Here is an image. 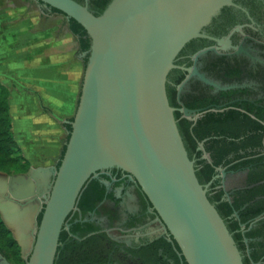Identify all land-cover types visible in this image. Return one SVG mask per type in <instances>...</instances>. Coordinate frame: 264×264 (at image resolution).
Returning a JSON list of instances; mask_svg holds the SVG:
<instances>
[{
    "label": "water",
    "instance_id": "water-1",
    "mask_svg": "<svg viewBox=\"0 0 264 264\" xmlns=\"http://www.w3.org/2000/svg\"><path fill=\"white\" fill-rule=\"evenodd\" d=\"M17 3L21 8L3 23L4 35L15 45L44 35L25 52L49 53L73 37V62L84 63L87 55L72 120L55 119L65 148L48 165L60 157L57 166L31 167L27 179L10 176L11 196L0 190V215L23 256L25 233H37L27 264H53L64 219L89 179L111 167L135 177L187 264H243L232 234L207 197L211 181L199 182L174 116L179 111L193 120L192 114H200L171 106L166 92L167 76L178 68V52L194 38H208L201 29L233 0H111L98 15L75 0H0V15ZM69 19L90 40L84 53ZM199 148L203 150L202 142ZM47 170L52 183L36 227L40 201L21 207L18 201L34 189L31 179L43 180L37 173ZM217 170L225 174L221 167Z\"/></svg>",
    "mask_w": 264,
    "mask_h": 264
},
{
    "label": "flooded vegetation",
    "instance_id": "flooded-vegetation-1",
    "mask_svg": "<svg viewBox=\"0 0 264 264\" xmlns=\"http://www.w3.org/2000/svg\"><path fill=\"white\" fill-rule=\"evenodd\" d=\"M233 3L223 7L201 29L208 38H194L178 52L174 59L178 68L170 70L166 83L175 90V108L184 106L194 110L195 115L200 114L197 118L192 114L193 120L189 121L193 124L209 111L221 113L225 125L237 126L235 136L226 138L236 144L239 157L217 166L213 178L219 176L210 181L219 180L226 201V194L228 202L236 195L241 197L239 210L232 214L239 223L236 245L243 260L257 258L253 264H264V208L257 212L264 204V0ZM200 142L197 150L201 151V158L211 162L204 141ZM22 158L19 164L0 167L3 196L12 195L10 176L27 179L31 167L57 166L60 157L50 165L39 166ZM218 167L224 169V175ZM47 172L37 173L44 179H31L34 189L18 201L20 207L29 200L40 201L36 227L52 183ZM25 235L28 245L23 256L15 234L0 215V264H27L37 233ZM53 264L187 263L135 177L111 167L89 179L64 219Z\"/></svg>",
    "mask_w": 264,
    "mask_h": 264
},
{
    "label": "crops",
    "instance_id": "crops-1",
    "mask_svg": "<svg viewBox=\"0 0 264 264\" xmlns=\"http://www.w3.org/2000/svg\"><path fill=\"white\" fill-rule=\"evenodd\" d=\"M21 8L0 15V83L8 88L12 135L20 154L33 166L48 165L63 147V129L55 119L73 117L84 63L73 62V37L49 53H26L44 35L15 45L3 23Z\"/></svg>",
    "mask_w": 264,
    "mask_h": 264
},
{
    "label": "trees",
    "instance_id": "trees-1",
    "mask_svg": "<svg viewBox=\"0 0 264 264\" xmlns=\"http://www.w3.org/2000/svg\"><path fill=\"white\" fill-rule=\"evenodd\" d=\"M75 1L80 4L86 3L88 9L94 15H98L105 9L111 0ZM52 10L60 12L54 8H52ZM69 27L78 37L80 52H86L90 46V40L86 31L73 19H69ZM86 60L87 55L83 59L84 66ZM166 92L169 104L173 107L178 106L175 98V90L167 83ZM8 97V88L0 83V167L19 164L20 160L23 159L22 156L17 155L19 154V148L12 135ZM174 116L188 156L195 160L196 176L201 184H206L213 178L217 166L228 164L239 157L236 144L226 138L227 136H235L237 133V126L231 123L230 125H225L221 113L206 111L194 124L183 117L178 111L174 112ZM70 120H72V118ZM65 129L66 131H70V125L65 124ZM67 139L68 134L66 136V140ZM200 141H204V148L209 153L211 162H207L205 159L201 158L202 153L197 150ZM64 148L63 145L60 157L64 152ZM230 155H232V157L228 158ZM207 197L223 218L234 240L238 239L240 237V233L238 232L239 223L232 214L234 211L239 210L242 202L241 197L236 195L233 197L232 202L226 201L224 199V191L219 187V180H214L210 184ZM263 208L264 204L257 209V212L261 211ZM255 260H257V258L253 260L245 258L243 264H253L252 262Z\"/></svg>",
    "mask_w": 264,
    "mask_h": 264
},
{
    "label": "rangeland",
    "instance_id": "rangeland-1",
    "mask_svg": "<svg viewBox=\"0 0 264 264\" xmlns=\"http://www.w3.org/2000/svg\"><path fill=\"white\" fill-rule=\"evenodd\" d=\"M17 155H19V156L21 155V154H20V151H19V154H17Z\"/></svg>",
    "mask_w": 264,
    "mask_h": 264
}]
</instances>
